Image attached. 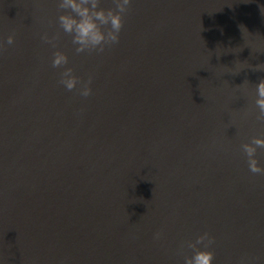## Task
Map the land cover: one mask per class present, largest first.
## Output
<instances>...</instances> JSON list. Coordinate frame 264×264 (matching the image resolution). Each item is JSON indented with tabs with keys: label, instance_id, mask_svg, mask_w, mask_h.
<instances>
[{
	"label": "water",
	"instance_id": "water-1",
	"mask_svg": "<svg viewBox=\"0 0 264 264\" xmlns=\"http://www.w3.org/2000/svg\"><path fill=\"white\" fill-rule=\"evenodd\" d=\"M0 264H264V0H0Z\"/></svg>",
	"mask_w": 264,
	"mask_h": 264
}]
</instances>
